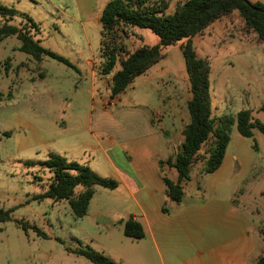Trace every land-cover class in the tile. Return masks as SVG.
<instances>
[{
	"label": "rangeland",
	"instance_id": "1",
	"mask_svg": "<svg viewBox=\"0 0 264 264\" xmlns=\"http://www.w3.org/2000/svg\"><path fill=\"white\" fill-rule=\"evenodd\" d=\"M183 1L170 0L167 12ZM248 1L264 4V0ZM79 2L0 0L1 6L15 11L11 17L0 16V26L25 28L43 49L65 60L43 54L37 61L18 50L20 42L14 36L0 42V209L9 211V218L0 222V264H92L76 253L79 249L102 254L116 264H159L148 238L125 237L122 223L130 215L141 223L143 211L169 206L170 201L156 186L142 190L146 200L131 196L124 182L131 181L132 189L137 186L130 180L126 155L139 151L173 159L180 151L181 130L189 122L186 102L191 97L180 51L183 42L164 47L162 58L136 77L115 103L110 98V74L109 79L98 74L100 24L93 16L98 6L93 1L80 15ZM126 32L127 36L118 37L120 58L143 43H158L147 29ZM206 34L202 39L198 34L192 42L196 55L209 64L211 113L235 115L249 109L252 118L264 125L260 110L264 43L256 42L236 12ZM118 68L116 63L114 69ZM143 105L153 109L155 123L161 131L168 129L167 135L124 142L145 134ZM174 115L178 122L172 128ZM225 152L230 173L223 171L222 179L213 180L201 174V161L195 163L190 180L182 184L183 204L202 195L198 186L229 185L233 202L256 234L257 254L263 255L264 134L254 129L251 138H244L234 124ZM49 153L85 165L118 186L114 190L92 186L85 215L75 217L66 200L38 197L53 179L42 164ZM165 174L171 178L176 171ZM81 190L78 186L74 193ZM100 217L110 224H99Z\"/></svg>",
	"mask_w": 264,
	"mask_h": 264
},
{
	"label": "trees",
	"instance_id": "2",
	"mask_svg": "<svg viewBox=\"0 0 264 264\" xmlns=\"http://www.w3.org/2000/svg\"><path fill=\"white\" fill-rule=\"evenodd\" d=\"M169 1L109 0L103 6L98 20L101 60L98 74L111 75L110 98L113 99L162 58L164 47L183 42L180 51L191 93L186 102L189 122L181 130L183 141L180 151L173 159L169 157L166 161L159 162L161 168L167 165L177 173L175 182L165 176L162 181L167 199L179 203L183 197L182 184L190 180L191 168L195 163L202 162L203 175L211 174L221 166L234 124L239 135L244 138H251L254 129L264 134V125L252 118L249 109L240 110L235 115H212L209 64L196 55L192 38L213 22L236 12L243 27L254 35L256 42L264 43V4L248 0H184L172 12H167ZM14 14L13 9L0 5L1 17H11ZM134 28L149 30L158 38V43L153 46L141 45L127 51L125 57L120 58L118 37L127 36L126 30ZM9 36L16 37L20 42L19 51L31 55L37 61L43 54L65 61L59 55L43 49L25 28L3 23L0 26V42ZM116 63L119 68L115 70ZM260 110L264 112V106ZM203 147L206 149L201 155ZM42 164L52 173L53 179L48 189L38 197L53 201L66 200L73 215L78 218L86 213L93 195L92 186L109 190L118 186L115 180L100 177L89 167L68 161L54 153H49ZM78 186L82 190L75 194L74 190ZM161 210L165 211L163 207ZM8 218L9 211L0 209V222ZM122 224L125 237L135 240L144 237L142 224L136 218L130 216ZM76 253L92 264H116L106 256L87 249H79ZM255 264H264V254L258 257Z\"/></svg>",
	"mask_w": 264,
	"mask_h": 264
},
{
	"label": "crops",
	"instance_id": "3",
	"mask_svg": "<svg viewBox=\"0 0 264 264\" xmlns=\"http://www.w3.org/2000/svg\"><path fill=\"white\" fill-rule=\"evenodd\" d=\"M47 1L50 2L51 0ZM93 1L99 9L94 11L93 16L98 18L103 6L109 0ZM92 2L80 0V7L78 8L80 15L86 13L89 4ZM60 6L62 5L60 4ZM226 18L227 16L222 17L203 29L199 34V39L217 28L219 21L226 20ZM195 37L197 35L192 38V41ZM109 76L111 77V75ZM106 78L108 77L106 76ZM120 96L113 98L115 103ZM143 106L146 110V124L148 125L145 134L127 139L124 142L133 144L142 138L167 135L168 129L161 131V125L155 123L156 118L153 109L150 106ZM104 113L106 112L104 111ZM171 119L173 121L172 128H174L178 119L176 115L172 116ZM109 140L112 141L113 138H109ZM126 157L131 172L129 174L130 180L133 179L132 183L134 181L137 188H131V181H126L124 184L135 199L139 197L146 200V195L142 193V190L143 192L146 191L144 189L146 187L156 186L157 189L163 191V176L174 182L177 179V173L173 174L171 178L165 174L166 171L170 172L173 168H168L167 165H163L161 168L159 165V162H164L169 157L162 158L156 153H140L139 151L129 153ZM224 163L227 166H220L215 172L208 174L213 180L222 179L224 177L223 171L228 173L231 171L227 164L226 152L222 161V164ZM197 189L199 192L202 191V195L196 200L183 204L182 197L179 203L170 201L169 206L165 203L163 206L165 211L161 210L162 207L143 211L144 219L141 224L144 236L148 238L152 250L159 257V264H255L258 257L261 256L256 251V234L253 229L250 230L247 216L233 202L230 186L227 184L213 185L212 183L205 188L198 186ZM147 196L151 197L152 194L148 193ZM165 198L167 199L166 196ZM143 204L146 203L143 202ZM130 216L137 217L135 215Z\"/></svg>",
	"mask_w": 264,
	"mask_h": 264
},
{
	"label": "water",
	"instance_id": "4",
	"mask_svg": "<svg viewBox=\"0 0 264 264\" xmlns=\"http://www.w3.org/2000/svg\"><path fill=\"white\" fill-rule=\"evenodd\" d=\"M97 222L101 225L110 224L109 221L103 217H100Z\"/></svg>",
	"mask_w": 264,
	"mask_h": 264
},
{
	"label": "built area",
	"instance_id": "5",
	"mask_svg": "<svg viewBox=\"0 0 264 264\" xmlns=\"http://www.w3.org/2000/svg\"><path fill=\"white\" fill-rule=\"evenodd\" d=\"M110 105H111V103H110Z\"/></svg>",
	"mask_w": 264,
	"mask_h": 264
}]
</instances>
